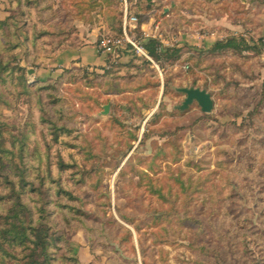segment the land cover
<instances>
[{
  "label": "rangeland",
  "instance_id": "obj_1",
  "mask_svg": "<svg viewBox=\"0 0 264 264\" xmlns=\"http://www.w3.org/2000/svg\"><path fill=\"white\" fill-rule=\"evenodd\" d=\"M125 13L177 55L56 64ZM0 22V132L62 237L55 264H264V0H0ZM228 39L251 49L209 51ZM182 87L212 112H180Z\"/></svg>",
  "mask_w": 264,
  "mask_h": 264
},
{
  "label": "trees",
  "instance_id": "obj_2",
  "mask_svg": "<svg viewBox=\"0 0 264 264\" xmlns=\"http://www.w3.org/2000/svg\"><path fill=\"white\" fill-rule=\"evenodd\" d=\"M138 24L143 23L138 21ZM113 35H121V25L119 34ZM143 48L147 56L157 62L163 56L172 59L179 52V50L169 52L155 39H148L143 43ZM249 49L251 47L243 40L228 39L216 42L209 51L243 52ZM7 67V64L0 62V82L3 80L4 72L12 71L7 70ZM4 141L0 132V186L4 190V194L0 195V201L8 205L0 214V264H55L56 250L61 248L59 244L62 237L52 235L51 229L44 223L50 216L47 203H39L37 209H31L25 202L27 188L34 190L35 185L27 177L25 151L23 147H19L16 155L15 151L6 149ZM42 184L41 182L39 187ZM67 252L68 259L79 264L72 249H67Z\"/></svg>",
  "mask_w": 264,
  "mask_h": 264
},
{
  "label": "built area",
  "instance_id": "obj_3",
  "mask_svg": "<svg viewBox=\"0 0 264 264\" xmlns=\"http://www.w3.org/2000/svg\"><path fill=\"white\" fill-rule=\"evenodd\" d=\"M145 25L138 24L137 18L135 16H128L125 13L122 20V31L121 35L118 38H107L102 40V43L97 46L98 51L106 55L109 52H121L127 51V48H130L136 53L144 55L147 57V54L143 48V43L148 39H155L159 41L160 38V23H154L153 29L146 31L144 29ZM139 28L138 35L135 36V31ZM259 47L264 51V38L261 39ZM185 70H188L189 67L186 65L183 67Z\"/></svg>",
  "mask_w": 264,
  "mask_h": 264
},
{
  "label": "crops",
  "instance_id": "obj_4",
  "mask_svg": "<svg viewBox=\"0 0 264 264\" xmlns=\"http://www.w3.org/2000/svg\"><path fill=\"white\" fill-rule=\"evenodd\" d=\"M56 64L63 67H98L104 64V55L95 45L88 44L63 50L57 56Z\"/></svg>",
  "mask_w": 264,
  "mask_h": 264
},
{
  "label": "water",
  "instance_id": "obj_5",
  "mask_svg": "<svg viewBox=\"0 0 264 264\" xmlns=\"http://www.w3.org/2000/svg\"><path fill=\"white\" fill-rule=\"evenodd\" d=\"M176 91L185 96L182 103L176 107L180 112L185 111L193 103L197 104L200 111L204 114L212 112L214 107L213 99L205 89L182 87L177 88ZM108 108V106L104 107V114L108 112Z\"/></svg>",
  "mask_w": 264,
  "mask_h": 264
}]
</instances>
